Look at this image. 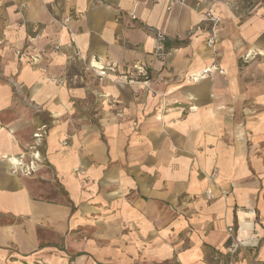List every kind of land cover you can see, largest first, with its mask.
Returning a JSON list of instances; mask_svg holds the SVG:
<instances>
[{
	"label": "crops",
	"instance_id": "crops-1",
	"mask_svg": "<svg viewBox=\"0 0 264 264\" xmlns=\"http://www.w3.org/2000/svg\"><path fill=\"white\" fill-rule=\"evenodd\" d=\"M0 40V264H212L228 225L264 264V0H0Z\"/></svg>",
	"mask_w": 264,
	"mask_h": 264
},
{
	"label": "built area",
	"instance_id": "built-area-1",
	"mask_svg": "<svg viewBox=\"0 0 264 264\" xmlns=\"http://www.w3.org/2000/svg\"><path fill=\"white\" fill-rule=\"evenodd\" d=\"M166 2V8L170 9L173 4L179 3L184 4L187 0H164ZM202 19L206 21H210L211 25L209 28V33L206 38V46L213 48L216 40V26L219 23V16L214 14V9H208L203 15ZM155 36V46L154 49L158 56L164 55V34L160 30L154 31ZM40 37V34L37 33L35 36L30 38V41L36 40ZM1 43V40H0ZM57 47V46H55ZM18 56L21 57L23 54L21 51L17 52ZM33 57L37 58L38 55H34ZM32 57V58H33ZM96 66H94L95 68ZM215 69V68H214ZM203 72H212L211 68H206ZM96 73L98 75H106V71L104 68L97 70ZM135 75L137 78H140L143 81L148 80V73L144 65L142 64H133L131 67L127 68L126 72L122 74L124 79H132V75ZM121 76V77H122ZM47 133V126L45 124L37 127L33 132L32 136L35 138V142L29 145L30 156L29 159L26 160L23 155L18 157H13L16 159V163L12 160L9 162L10 172L12 174H17L18 172H23L24 174H30L37 169L38 163L40 162V153L37 149L39 145L36 142L37 139H41ZM226 231L229 237L228 242L223 246L221 250L215 251L212 255V264H239V248L242 243V239L239 237L238 228H235L233 225H228L226 227ZM255 232V230H253Z\"/></svg>",
	"mask_w": 264,
	"mask_h": 264
},
{
	"label": "rangeland",
	"instance_id": "rangeland-1",
	"mask_svg": "<svg viewBox=\"0 0 264 264\" xmlns=\"http://www.w3.org/2000/svg\"><path fill=\"white\" fill-rule=\"evenodd\" d=\"M251 3L252 2H249L248 4H245L244 5V7L242 6V8H240L239 9V13H241V11H243L244 13H248V15L250 14V13H252V11H254V8L255 7H253L255 4H252L251 5ZM218 41V38L216 37V40H215V44H214V46L216 45V42ZM260 56H263L262 55V53H260L259 54V52L258 51H247L243 56H242V60L244 61V62H248V61H253L254 63L255 62H258L259 60H260ZM216 69L218 70V68L216 67ZM220 70V69H219ZM218 70V71H219ZM219 72H222V70H220ZM32 138H34L33 136H32ZM35 139V138H34ZM18 156H20V154L19 155H15L14 157H18ZM40 159H41V157H40ZM41 166L39 165V163H38V166H37V169L36 170H38L39 168H40ZM35 170V171H36ZM35 171L34 172H31L30 174H24L23 172H18L17 174H20V175H24V176H30V175H33L34 173H35ZM9 172H10V166H9ZM11 173V172H10ZM217 173V170H216V168H212L209 172H207L206 174H205V176H206V178H208V180H214V176H215V174ZM12 174V173H11ZM54 188H55V190H57V191H61V189H60V186H58L57 184H55V183H53V185H52ZM54 188H53V190L52 189H50V191L52 192L49 196H51L52 194H53V191H54ZM205 196H207L208 198H210V197H213V192H212V189L211 188H207L206 190H205Z\"/></svg>",
	"mask_w": 264,
	"mask_h": 264
},
{
	"label": "bare ground",
	"instance_id": "bare-ground-1",
	"mask_svg": "<svg viewBox=\"0 0 264 264\" xmlns=\"http://www.w3.org/2000/svg\"><path fill=\"white\" fill-rule=\"evenodd\" d=\"M14 163H16V159L14 160Z\"/></svg>",
	"mask_w": 264,
	"mask_h": 264
}]
</instances>
